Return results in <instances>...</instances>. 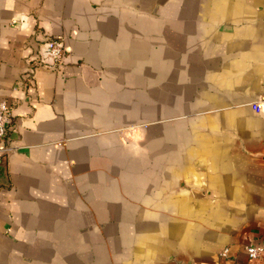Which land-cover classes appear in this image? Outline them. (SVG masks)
I'll return each mask as SVG.
<instances>
[{
  "label": "crops",
  "instance_id": "0c3cea01",
  "mask_svg": "<svg viewBox=\"0 0 264 264\" xmlns=\"http://www.w3.org/2000/svg\"><path fill=\"white\" fill-rule=\"evenodd\" d=\"M45 38L61 66L23 85ZM0 101V264L264 242V0H0Z\"/></svg>",
  "mask_w": 264,
  "mask_h": 264
},
{
  "label": "built area",
  "instance_id": "2783aa9c",
  "mask_svg": "<svg viewBox=\"0 0 264 264\" xmlns=\"http://www.w3.org/2000/svg\"><path fill=\"white\" fill-rule=\"evenodd\" d=\"M64 53L65 49L61 40L57 38L42 40L37 47L34 60L30 63L29 72L23 85L31 81L34 71L38 68H44L49 72H57L61 66ZM9 120L10 104L6 101H0V166L10 151V148L2 142L5 136L6 124ZM242 249L247 259L246 264H264V242L244 246ZM229 253L230 249L227 247L222 250L220 255L225 258Z\"/></svg>",
  "mask_w": 264,
  "mask_h": 264
},
{
  "label": "clouds",
  "instance_id": "9594fccd",
  "mask_svg": "<svg viewBox=\"0 0 264 264\" xmlns=\"http://www.w3.org/2000/svg\"><path fill=\"white\" fill-rule=\"evenodd\" d=\"M251 251V250H250Z\"/></svg>",
  "mask_w": 264,
  "mask_h": 264
}]
</instances>
